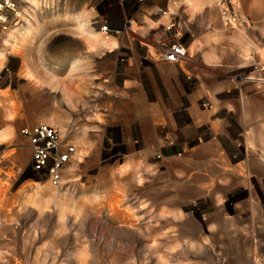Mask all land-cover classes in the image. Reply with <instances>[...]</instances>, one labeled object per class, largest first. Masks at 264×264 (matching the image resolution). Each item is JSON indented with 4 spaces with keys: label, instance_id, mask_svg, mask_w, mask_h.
Listing matches in <instances>:
<instances>
[{
    "label": "rangeland",
    "instance_id": "rangeland-1",
    "mask_svg": "<svg viewBox=\"0 0 264 264\" xmlns=\"http://www.w3.org/2000/svg\"><path fill=\"white\" fill-rule=\"evenodd\" d=\"M11 1L0 264H264V165L235 158L245 138L264 151V0H229L228 29L219 0H146L128 15L117 0H41L30 34L6 47L28 18L26 1ZM171 16L192 61L181 68L139 45ZM125 20L133 31L91 50L88 32ZM39 124L74 148L58 188L29 171L21 131Z\"/></svg>",
    "mask_w": 264,
    "mask_h": 264
},
{
    "label": "built area",
    "instance_id": "built-area-1",
    "mask_svg": "<svg viewBox=\"0 0 264 264\" xmlns=\"http://www.w3.org/2000/svg\"><path fill=\"white\" fill-rule=\"evenodd\" d=\"M145 1L117 0L121 11L126 15L134 12L136 7L143 5ZM15 8L16 5L11 0H0V36L8 29L11 12L15 11ZM217 9L225 29L237 24V17L229 0H219ZM165 12L162 10L157 12L160 19L165 16ZM129 21L132 20L124 21L123 29L114 30L109 28L107 22H104L100 25L99 30L105 35L118 37L125 31H133L128 26ZM182 31L179 20L171 16L165 24L161 25L160 35H148L147 33L143 36L139 45L153 49V52L147 53V60L158 64H173L180 68L182 65L192 62L182 40ZM161 37L163 39H160ZM124 61L121 60V62ZM21 134L27 138L31 149L30 173L35 178L45 179L54 188L60 187L63 182L64 168L73 156L74 148L65 144L61 132L51 126L39 124L23 129Z\"/></svg>",
    "mask_w": 264,
    "mask_h": 264
},
{
    "label": "bare ground",
    "instance_id": "bare-ground-1",
    "mask_svg": "<svg viewBox=\"0 0 264 264\" xmlns=\"http://www.w3.org/2000/svg\"><path fill=\"white\" fill-rule=\"evenodd\" d=\"M25 1L27 3V8L24 11L26 13H28V18H26V20H25L26 21V25L23 26V27H18L20 25L19 24V21H18V23L16 24V26L17 25L18 26L15 29L7 32L6 37H5V40H4V45L6 47H11V45L13 44V42L15 41V39L17 38L18 34H21L22 39H25L30 34L32 28H34L33 22L36 20V15H37L38 11L41 9L40 8L41 0H25ZM216 1L217 0H211V3L212 4H216ZM42 2H43V0H42ZM165 13H166L165 16H162L161 19H164L168 15V12L167 11ZM75 20L78 21V23H81L80 18H77L76 17ZM37 24H38V26H40L39 23H37ZM128 26L133 30V28H134V22L133 21H129V25ZM88 36H89L88 37L89 40L92 42V46H91V50H92V48L94 46V43L96 44V42L101 39L100 36H103V33H101V32H88ZM241 36L242 35H240V37ZM106 38L108 39V37H106ZM104 46H107V47L109 46L110 47L111 45H110L109 42H104ZM0 55H1V53H0ZM17 114L19 115V109L17 108V106L15 104H10L8 106V115H10V117L12 118V117H16ZM20 117H21V115H19V118ZM59 120H60V118H59ZM244 142H245V145H246L245 152H243V150H241L240 147L237 148V146H236V148H235V155H236V157L235 158L236 159H241L245 155H248V157L249 156L250 157L251 156L253 157V160H254L255 163H258L260 165H264V151H262L263 153L262 152H259V154H258V151L256 150V145L254 144L253 140H251L250 138H245V141ZM70 171L71 170H69V175L71 176V172ZM233 199H236V197H234ZM176 216L178 217V215H176Z\"/></svg>",
    "mask_w": 264,
    "mask_h": 264
}]
</instances>
